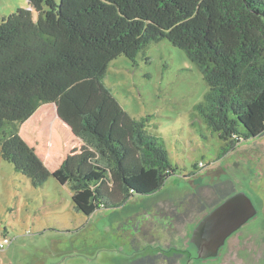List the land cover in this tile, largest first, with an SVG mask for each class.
<instances>
[{
    "label": "trees",
    "instance_id": "trees-1",
    "mask_svg": "<svg viewBox=\"0 0 264 264\" xmlns=\"http://www.w3.org/2000/svg\"><path fill=\"white\" fill-rule=\"evenodd\" d=\"M27 3L0 22V155L34 186L67 184L84 215L154 193L174 172L149 117L132 116L103 83L121 54L135 62L161 39L184 50L208 85L195 116L225 152L264 133V0Z\"/></svg>",
    "mask_w": 264,
    "mask_h": 264
},
{
    "label": "rangeland",
    "instance_id": "rangeland-1",
    "mask_svg": "<svg viewBox=\"0 0 264 264\" xmlns=\"http://www.w3.org/2000/svg\"><path fill=\"white\" fill-rule=\"evenodd\" d=\"M27 6L0 0V22ZM103 83L132 116L149 117L148 132L164 141L174 172L156 192L86 216L67 184L50 176L34 186L0 155V242L11 241L0 249V264H136L173 253L180 255L175 264H264V133L225 152V141L195 116L208 90L202 73L167 39L150 42L135 62L124 54L110 61ZM236 192L256 213L218 256L197 260L194 227Z\"/></svg>",
    "mask_w": 264,
    "mask_h": 264
},
{
    "label": "water",
    "instance_id": "water-1",
    "mask_svg": "<svg viewBox=\"0 0 264 264\" xmlns=\"http://www.w3.org/2000/svg\"><path fill=\"white\" fill-rule=\"evenodd\" d=\"M256 213L244 192L226 196L200 219L193 229L191 242L198 258L215 257L226 239Z\"/></svg>",
    "mask_w": 264,
    "mask_h": 264
},
{
    "label": "flooded vegetation",
    "instance_id": "flooded-vegetation-1",
    "mask_svg": "<svg viewBox=\"0 0 264 264\" xmlns=\"http://www.w3.org/2000/svg\"><path fill=\"white\" fill-rule=\"evenodd\" d=\"M225 244V243H224ZM221 249V248H220ZM220 249H219V251H220ZM219 251H218V254H219ZM218 254H217V256H218ZM179 256L180 255H175L174 257H175V259L174 260H172L171 261V264H175V262L177 261V259L179 258ZM171 257H173V256H171ZM216 257V256H215ZM154 258H157V259H155V260H151V264H158V256H155ZM197 260H205V259H209V258H214V257H208V258H203V259H201V258H198L197 256L195 257Z\"/></svg>",
    "mask_w": 264,
    "mask_h": 264
},
{
    "label": "built area",
    "instance_id": "built-area-1",
    "mask_svg": "<svg viewBox=\"0 0 264 264\" xmlns=\"http://www.w3.org/2000/svg\"><path fill=\"white\" fill-rule=\"evenodd\" d=\"M8 242L7 239H4L3 242L0 243V248H3L4 245Z\"/></svg>",
    "mask_w": 264,
    "mask_h": 264
}]
</instances>
